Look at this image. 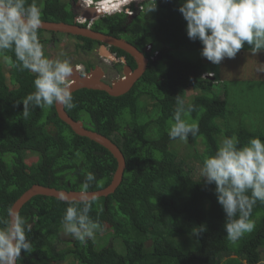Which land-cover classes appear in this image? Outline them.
<instances>
[{"label":"trees","instance_id":"obj_1","mask_svg":"<svg viewBox=\"0 0 264 264\" xmlns=\"http://www.w3.org/2000/svg\"><path fill=\"white\" fill-rule=\"evenodd\" d=\"M36 3L42 9V20L74 22L69 0ZM181 3L156 0L155 10L150 12L155 0H140L122 12L96 20L94 30L123 37L140 49L154 42V47L161 49V57L149 61L130 91L113 96L105 90L83 88L72 93L75 107L65 106L75 120H83L87 128L111 138L125 156L122 183L114 193L96 198L89 213L98 225L109 223L123 250L114 244L97 248L93 239L84 244L75 240L73 247L58 248L56 242H63L60 230L67 204L56 197L38 195L20 211L32 225L27 235L34 251L25 254L22 250L18 264L32 260L38 264H255L261 260L264 202L257 201L253 208L255 229L235 245L230 243L224 228L226 214L218 203L215 185H205L202 176L196 177L175 145L181 140L168 136L176 96L180 95L195 105L188 116L190 123L199 124V133L189 135L186 146L194 149L190 154L201 167L204 157L215 153L222 136L236 135L241 146L253 137L264 139V127L239 122L233 86L223 80L217 64L174 54L176 49L203 47L199 40L188 38L187 22L179 11ZM42 32L38 30L40 43ZM72 36L81 40L78 48L88 51L99 43ZM5 57L20 63L14 51L0 53V215L34 184L80 191L85 173L92 171L97 180L89 191L108 186L118 166L114 155L101 144L76 134L59 117L55 104L30 106L25 118L22 100L35 90V74L13 67ZM128 58L136 67L134 58ZM6 65L11 67L15 88L7 81ZM204 73L213 77H204ZM238 84L245 92L247 82ZM188 88L198 91L189 100ZM142 96L152 100L151 111ZM199 144L205 148L202 153ZM29 152L39 156L34 171L26 161ZM193 228L205 231L196 238L191 235ZM232 257L236 258L226 263Z\"/></svg>","mask_w":264,"mask_h":264},{"label":"clouds","instance_id":"obj_2","mask_svg":"<svg viewBox=\"0 0 264 264\" xmlns=\"http://www.w3.org/2000/svg\"><path fill=\"white\" fill-rule=\"evenodd\" d=\"M83 1L81 8L98 9L104 0ZM132 1L137 2L126 0L130 4ZM127 3L103 16L122 12L124 9L120 11V8ZM155 8L156 0L150 12ZM179 11L187 22L188 38L202 43L201 56L213 64L235 58L245 44L254 56L264 51V0H182ZM76 14L81 20H76L77 23L84 26L93 27V22L99 19H87L79 10ZM41 17L42 9L36 0L31 3L0 0V53L14 51L19 65L8 57H5L6 62L35 74V90L22 100L25 118L30 114V106L44 108L63 104L75 107L70 87L73 67L69 59L45 55L38 38ZM203 76L213 77V74L204 73ZM194 110V104L176 96V108L168 129L170 140L186 141L189 135L195 137L199 133V124L185 118ZM200 172L205 185H215L218 203L226 214L227 239L235 245L255 229L252 211L257 201L264 202V139L253 137L241 146L236 135L222 136L215 153L204 157ZM96 180L95 173L87 171L77 197L61 195V200L67 204L63 229L82 244L93 239L99 230L98 223L89 216L96 200L89 189ZM31 231L32 225L14 207H8L6 213L0 215V264H17L22 250L25 254L34 251L27 235ZM203 231V228H193L191 235L199 238Z\"/></svg>","mask_w":264,"mask_h":264},{"label":"rangeland","instance_id":"obj_3","mask_svg":"<svg viewBox=\"0 0 264 264\" xmlns=\"http://www.w3.org/2000/svg\"><path fill=\"white\" fill-rule=\"evenodd\" d=\"M120 1L116 0L115 2ZM137 2L140 0H136ZM134 2V1H132ZM131 2V3H132ZM123 3H126V0H122L119 4V6L123 5ZM130 3H127L124 8H120V11L125 9L126 6H128ZM118 6V7H119ZM117 7V8H118ZM129 11V10H128ZM127 11V12H128ZM52 36H57L64 38L65 41H63V44L57 45L56 43H53ZM41 45L43 47V50L45 52V55L49 58H60V59H71V65H74L72 63H79L81 62L82 67L84 66V63L96 61L101 59V62H99L98 66H101L103 71L105 70L107 74H109L110 67L109 63H104L103 58H107L108 56L102 55L103 53H99V47L97 46L94 51L91 52H85L81 51L80 49H77L78 46V39L64 36V35H54L52 32H42L41 37ZM67 43V44H65ZM65 44V45H64ZM160 46V44H159ZM166 44H162V47H166ZM160 49V47H159ZM106 52H109L107 47L105 48ZM240 52L236 55L235 58H225L220 64H217L218 70L220 72L221 77H223V80L230 82L232 87V90L234 92V96L236 100L235 108L237 107L239 109V115L240 123H244L245 125L249 127H264V74H259L255 68L256 64L253 63V60H250L248 56H251L249 53ZM174 54L180 58H188V59H203L206 62H209L206 58H203L201 56V50H174ZM109 58V57H108ZM239 59V60H237ZM164 60H161L160 63H163ZM243 65H248L247 68ZM260 67V66H259ZM261 68V67H260ZM10 66H5V74L7 76V81L9 85L12 88H15L16 85L11 84L10 79ZM104 71V72H105ZM110 78L115 77L113 74L111 76H108ZM115 80V79H114ZM237 81H245L247 82L245 92L241 90L239 87V84L234 82ZM187 92V100L191 99L192 96L196 95L198 91L188 88ZM238 93L239 95H237ZM143 101L147 103V110L151 111L152 107V100L149 99L147 96L141 97ZM189 122L192 121L190 116L185 117ZM237 124V121L235 120V125ZM186 141H179L176 142L175 145H178V148L180 150V155L184 158H186V165L190 168L194 169V174L196 177L201 176V166L198 164L196 159L193 158V156L190 153L194 152V149L192 147L186 146ZM204 146L202 144L198 145V150L200 153L204 151ZM38 159L39 156L36 153H28V156L26 158L27 163L29 164V170L34 171L38 167ZM113 231L109 227V223H104L99 225V230L96 232L95 237L93 240L95 241L97 248H102L106 246L113 245L116 246L119 251H122V245L120 241H117L113 237ZM60 237L61 241L63 242H56V246L58 248L62 247H71L76 239L71 237L70 235L66 234L63 227L60 230ZM69 243H66V242ZM73 247V246H72ZM261 261L256 264H264V250H261ZM236 257H232L228 260H226V263H229V261L234 260ZM28 264H38V262H34V260L30 261Z\"/></svg>","mask_w":264,"mask_h":264},{"label":"water","instance_id":"obj_4","mask_svg":"<svg viewBox=\"0 0 264 264\" xmlns=\"http://www.w3.org/2000/svg\"><path fill=\"white\" fill-rule=\"evenodd\" d=\"M79 13L87 19H97L103 16L106 12H100L99 8L82 7L79 9ZM40 29L72 35H81L102 42V55L108 57H110L111 54L105 50L107 44L124 49L125 51L129 52L138 63L135 69L131 68L130 66H126L124 69V76L120 79L113 80L111 84L103 81L105 78V72L101 66L95 67V69H92L87 74H82L79 70H76L75 66H72L73 72L70 78V87L72 93L79 89L88 88L105 90L113 96H120L132 89L135 83L143 76L148 67V59L144 53L126 39L96 31L92 27L84 26L77 23L76 21L73 23H68L65 21L56 22L42 20ZM55 106L59 117L64 122H66L76 134L88 137L91 140L106 147L117 159L118 166L111 183L105 188L90 191L96 195V198L108 196L114 193L124 179L125 169L127 166L125 156L120 147L111 138L87 128L82 120H75L73 117H71L67 112L65 105L55 104ZM79 192L80 191L58 189L41 184H34L15 201L12 207H14L20 213L23 206L35 196H51L61 200L62 194L70 197H77Z\"/></svg>","mask_w":264,"mask_h":264},{"label":"flooded vegetation","instance_id":"obj_5","mask_svg":"<svg viewBox=\"0 0 264 264\" xmlns=\"http://www.w3.org/2000/svg\"><path fill=\"white\" fill-rule=\"evenodd\" d=\"M70 1V5H71V9L73 10V12H74V21H81L80 19H79V17L77 16V14H76V12L81 8V6L83 5V3H84V1L83 0H69ZM126 8H127V6H126ZM125 8V9H126ZM124 9V10H125ZM129 12V11H128ZM130 13V12H129ZM98 20V19H97ZM76 21V22H77ZM96 21V20H95ZM94 21V22H95ZM94 22H93V24H94ZM90 23V22H89ZM89 23H84V24H89ZM92 24V25H93ZM93 28V27H92ZM46 30H44V32H45ZM49 32V31H48ZM50 32H52L54 35H56V34H58V35H64V36H68V37H71V34H67V33H61V32H53V31H50ZM52 38H53V43H56L57 45H59V44H63V41H65L64 40V38H61V37H57V36H52ZM72 38H74L73 36H72ZM88 38V37H87ZM123 38V37H122ZM77 39V38H76ZM125 39V38H124ZM127 40V39H126ZM97 41V40H96ZM128 41V40H127ZM78 42H81V40H78ZM99 42V41H98ZM129 42V41H128ZM131 43V42H130ZM65 44H67V43H65ZM64 44V45H65ZM131 44H133V43H131ZM102 45H103V43L102 42H99L98 43V47H99V53H101L100 52V48L102 47ZM133 45H135V44H133ZM154 42H148L146 45H145V47L143 48V49H140V48H138V49H140L144 54H145V56L149 59L148 60V65H149V61L152 59V61H154V60H157L158 58H160L161 57V50L159 49V48H156V46L154 47ZM136 46V45H135ZM107 49H108V51H109V53L113 56L112 58H104L103 56H102V58H103V61H104V63L106 64V63H109V67H110V73L109 74H107L106 73V71H105V78L103 79V81H105L106 83H108V84H111L112 82H113V80L114 79H118V78H120V77H123L124 76V69H125V67L126 66H130L131 68H133V69H135L136 67H133L132 66V64H131V62H130V60H129V58H128V55H130V56H132L129 52H127V51H125L124 49H121V48H118V47H115V46H112V45H109V44H107ZM116 48V49H115ZM77 49H80L81 51H85V52H91V51H94V50H90V51H88V50H85L84 48H78L77 47ZM95 49V48H94ZM148 54H149V56H148ZM132 58H134L133 56H132ZM69 59V58H68ZM69 60H71V59H69ZM134 60H135V58H134ZM99 62H101V59L100 60H97V62L96 61H91V62H85L84 63V66L82 67V65H81V62H79V63H72V64H74V65H72V66H75V67H77V69H79V71L82 73V74H87V73H89L92 69H95V67H97L98 66V64H99ZM135 62H136V64L138 65V63H137V61L135 60ZM104 69V68H103ZM114 75L115 77H113V78H110V77H108V76H111V75ZM83 121V120H82ZM84 122V121H83ZM85 124V123H84ZM262 260V259H261ZM260 260V261H261ZM259 261V262H260ZM19 262V261H18ZM258 263V262H257ZM25 264H27V263H25ZM256 264V263H255Z\"/></svg>","mask_w":264,"mask_h":264},{"label":"crops","instance_id":"obj_6","mask_svg":"<svg viewBox=\"0 0 264 264\" xmlns=\"http://www.w3.org/2000/svg\"><path fill=\"white\" fill-rule=\"evenodd\" d=\"M246 52V53H249L251 56H248L249 57V59L250 60H253V63H255L256 64V66H255V68H257L258 70H256L259 74H264V71H261V68L262 67H264V51H262V52H260V53H258L257 55H252L251 54V49L249 48V46L247 45V47H243L241 50H240V52ZM239 52V53H240ZM109 53V52H108ZM243 53V54H244ZM245 53V54H246ZM237 60H239V59H237ZM243 66H247V65H243ZM261 68H260V67ZM11 68V67H10Z\"/></svg>","mask_w":264,"mask_h":264},{"label":"bare ground","instance_id":"obj_7","mask_svg":"<svg viewBox=\"0 0 264 264\" xmlns=\"http://www.w3.org/2000/svg\"><path fill=\"white\" fill-rule=\"evenodd\" d=\"M113 1H116V0H104L103 2H101L100 7H99L100 12L108 13L111 10H115L119 6L122 0L115 2V4ZM76 70H78L77 67H76Z\"/></svg>","mask_w":264,"mask_h":264}]
</instances>
